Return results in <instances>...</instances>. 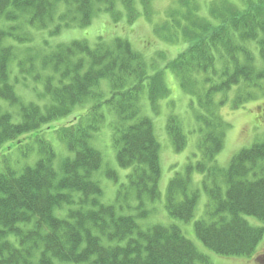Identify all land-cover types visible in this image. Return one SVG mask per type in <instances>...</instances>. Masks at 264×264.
Wrapping results in <instances>:
<instances>
[{
    "label": "trees",
    "instance_id": "obj_1",
    "mask_svg": "<svg viewBox=\"0 0 264 264\" xmlns=\"http://www.w3.org/2000/svg\"><path fill=\"white\" fill-rule=\"evenodd\" d=\"M147 1L0 0V147L25 142L38 154L20 172L7 163L0 169V264H47L51 257L58 264H106L113 258L114 264H211L174 223L143 229L138 222L152 209L145 202L160 196V144L143 105L157 115V102L168 92L160 88L162 74L152 70L154 63L150 70L126 38H50L84 28L95 12L111 13L117 21L118 5L131 23L138 3ZM203 22L184 31L189 45L171 61L190 96L198 158L174 172L164 205L171 218L189 221L202 190L208 201L204 217L194 222L197 237L216 254L248 257L264 229L247 219L264 224V136L220 167L216 156L229 124L218 109L229 92L232 108L256 91L264 93V0L221 3ZM39 30L48 37L32 44ZM78 109L82 113L72 122L51 125ZM110 114L115 162L128 170L113 203L102 199L96 173L103 161L93 145ZM165 125L174 151L183 150L187 133L181 122L169 115ZM45 131L65 144L63 156ZM113 173L105 170L109 179ZM195 173L201 175L200 188ZM62 193L68 197L58 202ZM63 202L69 204L62 207Z\"/></svg>",
    "mask_w": 264,
    "mask_h": 264
},
{
    "label": "rangeland",
    "instance_id": "obj_2",
    "mask_svg": "<svg viewBox=\"0 0 264 264\" xmlns=\"http://www.w3.org/2000/svg\"><path fill=\"white\" fill-rule=\"evenodd\" d=\"M224 2L232 5L233 3L240 4V0H148L145 6L138 3L137 17L131 23L127 21L123 7L118 5L116 10L120 9L121 15L118 20L116 19L117 21L110 16L111 13L105 11L95 12L92 21L84 28L71 27L63 29L60 35L51 36L50 38L54 37V41L63 43L75 39H86L93 43L100 35L106 40L114 37L126 38L136 49L142 52L149 69L151 63H154L152 70L160 72L163 76L159 85L160 88L165 87L168 92L166 96L157 102V115L151 113L147 102L143 105L144 113L152 119L154 134L160 144L161 176L158 183L160 196L153 201L145 202L148 208L154 210L151 213L148 212L145 218L138 220L141 228L145 229L156 223H174L180 227L196 249L209 258L211 264H264V236L255 248L256 254L251 257L222 256L204 246L194 231V222L204 217L205 206L208 201L202 190H200L193 216L189 221L185 222L171 218L172 216L170 217L163 207L166 186L174 172L181 171L188 159L194 162L198 158L197 136L194 131L195 124L188 105L190 96L182 91L179 85V77L173 72L172 60L189 45L186 42L187 39L184 38V31L187 28L196 30L197 26L204 23L203 20L208 21L210 16L217 12L220 4ZM165 24L167 27H164ZM155 28H160L164 33L158 36L154 32ZM39 31L40 33L36 34L32 44L40 43L43 35L48 37L47 30ZM54 41L50 40L49 42L51 45H55L56 42ZM22 88L23 85H16V91L24 95ZM232 95L233 92H229L226 96L228 101L224 102L218 109L221 117L229 124L223 149L216 156V163L223 168L227 167L231 157L241 147L248 146L264 136V93L254 92L250 99L244 100V103L238 105L237 108L231 107L232 100L230 98H232ZM83 107L87 108L86 105H83ZM81 113L82 110L78 109L76 113L61 119L60 123L58 121L56 123L52 122L51 125L57 127L68 124L74 120L75 115ZM169 115H174V118L181 122L183 130L187 133V143L184 149L179 152L174 151L166 131L165 124ZM112 118L110 114L106 118L102 129L93 138V145L100 151L103 161L101 169L96 173V178L103 190V201L110 203L114 202L116 189L119 183L125 181L124 176L128 171L127 168H120L115 162L116 150L113 148L111 131L108 125ZM44 135L51 140L58 155L63 156L65 144L58 141L56 133L45 131ZM37 157L36 149L26 146L25 142L22 144L14 141L9 142L0 147V169L4 163H7L12 169L20 172L24 166L33 165ZM109 168L115 171L112 179L105 176V170ZM200 177L199 174H193V180L199 188ZM247 219L252 224L264 227V224H261L254 217L248 216Z\"/></svg>",
    "mask_w": 264,
    "mask_h": 264
},
{
    "label": "bare ground",
    "instance_id": "obj_3",
    "mask_svg": "<svg viewBox=\"0 0 264 264\" xmlns=\"http://www.w3.org/2000/svg\"><path fill=\"white\" fill-rule=\"evenodd\" d=\"M65 197H68V194H66V193H62V194H60V195H59V198H58V202L61 201V200H62L63 198H65ZM67 204H69V203H67V202H63V203L61 204V206H62V207H65ZM163 207H164V210L168 213L167 209L165 208V205H163ZM152 210H154V209H150L149 212L151 213ZM133 211H134V212H137L138 210H137V209H133ZM33 214L35 215V213H33ZM89 219H90V217H89ZM89 219H87V220L89 221ZM263 228H264V227H263ZM263 236H264V229H263V231H262V233H261V238H263ZM104 242H106V240H105ZM111 243H112V242H110V244H111ZM199 252H200V251H199ZM169 253H174V251L170 248ZM231 257H236V256H231ZM31 261H32V262H35V258H34V256L31 257ZM105 262H106V264H114L115 259L113 258V259L107 260V261H105ZM47 264H58V263H57V261H56L53 257H51V258H50V261H49Z\"/></svg>",
    "mask_w": 264,
    "mask_h": 264
}]
</instances>
